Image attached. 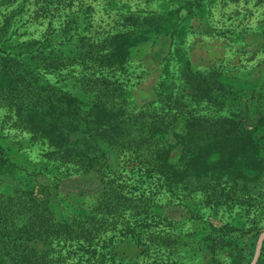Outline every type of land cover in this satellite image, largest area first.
Listing matches in <instances>:
<instances>
[{"label":"rangeland","instance_id":"obj_1","mask_svg":"<svg viewBox=\"0 0 264 264\" xmlns=\"http://www.w3.org/2000/svg\"><path fill=\"white\" fill-rule=\"evenodd\" d=\"M44 110L79 113L77 152L28 116ZM229 111L251 113L264 149V0H0V191L43 210L47 264H206L207 233L264 228V177L237 205L219 179L163 186V164L187 173V160L154 123L179 132ZM97 120L113 139L87 165Z\"/></svg>","mask_w":264,"mask_h":264},{"label":"trees","instance_id":"obj_2","mask_svg":"<svg viewBox=\"0 0 264 264\" xmlns=\"http://www.w3.org/2000/svg\"><path fill=\"white\" fill-rule=\"evenodd\" d=\"M165 22L157 24L160 30L165 27ZM129 51V49H126ZM224 103L232 101V93H221ZM219 96V97H220ZM221 97V99H222ZM47 102V101H46ZM262 106V101H259ZM38 117V125L48 138L55 140L59 145L54 144L57 149H65L66 152H77L71 148V130L70 127L75 122L74 115L57 114L55 117L49 111H35L28 116ZM241 111L236 114L229 111L228 117L217 120L200 121L201 118L191 117L187 125L179 132L173 129L169 130L164 122L154 123V129L151 131L154 138L158 140L165 139L167 134L173 135L184 146L183 153L186 161L187 173L184 170H177L168 163H164L165 171L163 186L172 191L173 194H184L190 190L193 181L215 180L222 181L225 187L234 189L230 200L237 205L244 201L243 193L236 192L238 189L250 190L251 186H256L264 177V156L260 139L258 140V130L256 124L250 125L252 115H257L256 120L259 123L263 117L260 107H255V113L251 115ZM82 118V117H81ZM70 120V121H69ZM244 120V122H242ZM68 121V123H65ZM83 122H86L84 120ZM102 122V120L97 123ZM103 130L98 126L92 127L84 125L87 134L92 131L100 137L96 143L83 144V149L78 151L83 157L84 164H93V154H96L101 141L104 143L113 139L111 131H114L110 125L101 124ZM99 125V126H101ZM120 129V128H119ZM84 139V138H83ZM99 141V143H98ZM189 171V172H188ZM162 173V174H163ZM218 180V181H219ZM252 193V192H249ZM42 208V207H41ZM47 212L49 210L45 208ZM43 210L30 208L26 200H20L17 196L8 195L0 191V264H47L42 242L44 239L45 225L47 217L43 215ZM50 214V212L48 213ZM257 224V223H256ZM214 229V228H212ZM234 229V230H233ZM216 230V229H215ZM222 231V230H221ZM233 233H223L218 237H212L207 233L203 239H200L199 252L204 257L209 258L206 264H217L214 261H221L220 256L228 260V264H253L257 254L258 243L264 235V228L252 225L250 227L237 226L232 228ZM218 232V230H217ZM218 257V258H217ZM255 264H264V238L260 249V254Z\"/></svg>","mask_w":264,"mask_h":264},{"label":"water","instance_id":"obj_3","mask_svg":"<svg viewBox=\"0 0 264 264\" xmlns=\"http://www.w3.org/2000/svg\"><path fill=\"white\" fill-rule=\"evenodd\" d=\"M257 260V258H255V261Z\"/></svg>","mask_w":264,"mask_h":264}]
</instances>
